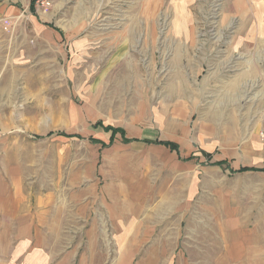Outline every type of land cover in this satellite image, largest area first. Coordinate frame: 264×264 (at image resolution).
<instances>
[{"label": "rangeland", "instance_id": "374dc122", "mask_svg": "<svg viewBox=\"0 0 264 264\" xmlns=\"http://www.w3.org/2000/svg\"><path fill=\"white\" fill-rule=\"evenodd\" d=\"M13 79L44 84L34 113L81 135L47 137L37 174L65 205L50 264H264V0H0V80ZM89 210L121 225L87 231ZM14 235L0 264H33Z\"/></svg>", "mask_w": 264, "mask_h": 264}, {"label": "crops", "instance_id": "0c3cea01", "mask_svg": "<svg viewBox=\"0 0 264 264\" xmlns=\"http://www.w3.org/2000/svg\"><path fill=\"white\" fill-rule=\"evenodd\" d=\"M41 85L44 84L38 83L37 86H33L32 83L27 81L0 80V247H4L7 242L10 244L13 241L10 238L13 233L15 234L14 245L11 247L32 250L27 255L29 263L50 264L54 258L50 261L51 256L48 249L51 248V239L48 234L60 231L62 226L60 223L66 218L65 205L61 203L59 206L57 202L58 205L56 206L54 191H51L48 182H42V177L37 174L46 162L42 159L44 157L42 154H45L46 157L48 153L47 137L56 135L58 138H80L81 135L51 129L49 121L53 120L48 115L49 109L43 108L42 111L38 110L34 113L31 101L40 93L34 91V89H42ZM37 107L39 108V106ZM58 111L62 114L65 113L61 109ZM71 112L74 113V118L80 119L79 112L75 113L74 109H71L68 113L71 114ZM99 140L100 142L97 143L101 144L103 140ZM44 144L46 146L42 150ZM36 146L37 148H35ZM60 165L61 162L58 161L56 168H60ZM31 170L36 171L32 173ZM67 180L70 182L68 184L70 192L67 201L78 204L81 201V189L77 182L78 177L77 175L74 176L72 172ZM58 184L60 182L58 183V179H56L53 185L58 186ZM60 186H62V189H60V193L57 192L56 194H61L59 200L64 203L66 201L64 183H61ZM79 206L80 204H78L77 211L74 212V215L77 214L78 218L82 215ZM86 217L89 225L87 231L90 232H107L108 227L121 225L118 214H115L113 210H106L104 214L99 215L96 210H89ZM98 217H102L103 220H98ZM114 217H116L115 220ZM99 221L104 224L105 228L103 230L98 229L97 223ZM136 223L140 226L136 231L145 233L144 221H137ZM122 230L124 232L129 231L128 228ZM141 242L142 248L156 246L154 241L144 243L142 240ZM98 245V248L103 249L113 247V244L108 241H101ZM124 247L133 249L140 246H133V243H131ZM141 258L139 260L140 264H155L153 256H143ZM116 259L117 264L129 263V256ZM105 262L106 258L100 259V264H105Z\"/></svg>", "mask_w": 264, "mask_h": 264}, {"label": "trees", "instance_id": "16d2710c", "mask_svg": "<svg viewBox=\"0 0 264 264\" xmlns=\"http://www.w3.org/2000/svg\"><path fill=\"white\" fill-rule=\"evenodd\" d=\"M34 4H33V2H31L30 3V7H31V9H33V6ZM104 129H106V130H112L113 132H115V131H122V130H120L119 128H116V129H113L111 126H105L104 127ZM80 137V136H79ZM85 138V137H84ZM87 139H90L91 141H94V142H100V141H98V140H96V139H94L93 137H90V136H87L86 137ZM152 141H156V140H152ZM163 143H165V142H163ZM104 144V143H103ZM169 145H173V144H169ZM248 167H243V168H241L240 169V171H243V170H246ZM252 169V168H251ZM264 169V168H263Z\"/></svg>", "mask_w": 264, "mask_h": 264}, {"label": "built area", "instance_id": "2783aa9c", "mask_svg": "<svg viewBox=\"0 0 264 264\" xmlns=\"http://www.w3.org/2000/svg\"><path fill=\"white\" fill-rule=\"evenodd\" d=\"M45 0H30V3L31 2H33V6H35V5H37L38 3H41V4H43V2H44Z\"/></svg>", "mask_w": 264, "mask_h": 264}]
</instances>
